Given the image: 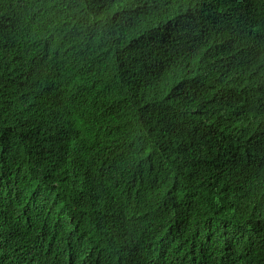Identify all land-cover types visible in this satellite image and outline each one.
I'll use <instances>...</instances> for the list:
<instances>
[{
    "label": "trees",
    "instance_id": "obj_1",
    "mask_svg": "<svg viewBox=\"0 0 264 264\" xmlns=\"http://www.w3.org/2000/svg\"><path fill=\"white\" fill-rule=\"evenodd\" d=\"M0 264H264V0H0Z\"/></svg>",
    "mask_w": 264,
    "mask_h": 264
}]
</instances>
